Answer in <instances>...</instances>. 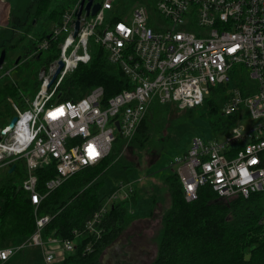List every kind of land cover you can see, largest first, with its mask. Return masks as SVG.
Segmentation results:
<instances>
[{
    "label": "built area",
    "instance_id": "2783aa9c",
    "mask_svg": "<svg viewBox=\"0 0 264 264\" xmlns=\"http://www.w3.org/2000/svg\"><path fill=\"white\" fill-rule=\"evenodd\" d=\"M82 2L65 9L45 34H27L31 44L14 70L42 62L33 99L20 91L12 69L2 72L5 62L0 66V78L6 79L1 85L13 88L0 102L7 104L3 116L8 117L0 125V173L14 166L10 172L19 173L35 219L28 239L0 245V264L29 246L40 247L45 264H57L82 238L102 237L103 219L112 206L133 202L135 179L122 180L112 193L105 186L99 208L69 237L44 235L53 215L42 213V203L78 172L102 163L117 132L132 139L155 101L188 109L202 105L214 87L228 89L221 136H195L191 148L168 166L177 173L187 201L197 199L207 185L224 199L264 192V0H93L90 10L89 0ZM96 4L100 8L92 14ZM110 11L116 14L109 16ZM51 47L54 53L48 52ZM94 52L118 66L131 86L107 96L105 87L97 85L77 100L60 99L64 80L89 63ZM243 72L249 82L238 84ZM243 119L251 123L245 125ZM93 248L94 241L88 242L84 253Z\"/></svg>",
    "mask_w": 264,
    "mask_h": 264
},
{
    "label": "trees",
    "instance_id": "16d2710c",
    "mask_svg": "<svg viewBox=\"0 0 264 264\" xmlns=\"http://www.w3.org/2000/svg\"><path fill=\"white\" fill-rule=\"evenodd\" d=\"M54 1L38 0L35 8L32 7L33 0L10 1L12 12L9 23L17 29L21 26L22 34L16 43L9 44V48L22 45L23 49L28 50L27 45L31 43L27 42L29 41L27 34L35 29L40 16L46 15L44 18L46 22L41 26V33L39 32L43 35L46 33V28L76 2V0H61L52 7ZM123 1L126 4L136 2L148 4L154 0ZM8 47H5L7 51ZM56 56V53L49 55L46 61H51ZM240 75L237 79L238 84L249 82L247 73L243 72ZM97 85H103L107 96H111L123 88H129L131 83L118 66L107 62L104 54L94 52L89 63L80 64L67 76L61 85L59 98L77 100ZM222 87L217 86L213 90ZM12 93L13 88L9 83L1 85L0 102ZM164 104L155 101L151 105L133 137V145L140 150L153 144L152 132L166 117L167 105ZM221 129L216 126L218 132ZM114 153L113 149L102 163L78 172L43 201L42 213L53 215L52 220L44 228L45 236L65 238L71 236L74 227L84 228L86 221L99 208L105 196L106 180L119 171L126 173L127 180L131 179L129 165L116 163ZM164 182L169 187L173 203L172 207L162 215V238L154 264H264L263 192L252 194L248 198L239 196L224 199L207 185L200 189L197 199L187 201L177 173L170 172L164 178ZM125 204V202L114 204L103 219L102 237L97 241L92 235L82 238L77 249L66 257L65 263L103 264L102 253L120 235L129 221V208ZM34 230L33 205L25 192L20 189L19 173H11L10 168L2 170L0 245L17 241L22 243L33 234ZM90 241H94V248L91 252L84 253L85 246ZM13 263L15 262L10 260L5 264Z\"/></svg>",
    "mask_w": 264,
    "mask_h": 264
},
{
    "label": "rangeland",
    "instance_id": "374dc122",
    "mask_svg": "<svg viewBox=\"0 0 264 264\" xmlns=\"http://www.w3.org/2000/svg\"><path fill=\"white\" fill-rule=\"evenodd\" d=\"M10 1H0V53L10 43H16L18 37L22 34L20 32L21 26L17 29L9 23L12 12ZM37 1L33 0V8H35ZM60 1L55 0L52 7ZM115 14V12L110 11L109 16ZM45 16H40L37 26L32 31L36 38L39 37L40 27L46 22L44 20ZM23 19L25 21V18ZM22 51V45L8 49L2 72L7 71V68L12 69L11 76L14 74L19 83L20 91L33 99L38 90L35 87V81L38 79L42 62L31 61L29 64H23L20 72L14 70V63L22 54ZM55 51V48L51 47L48 52L54 53ZM9 77L7 76V78ZM30 77L31 83H28ZM5 81L6 79L0 78V85ZM227 92L228 89L223 91L221 88L212 90L206 95L205 102L194 108L181 109L174 103L164 104L167 105L166 117L162 124L158 125L156 130L152 132L153 144L141 150L133 145V138L126 141L117 132V139L113 144L114 160L116 163L129 165L130 177L138 183V193L132 203L125 204L129 208V221L120 235L102 253V262L112 256V250L115 246L119 247L124 244L126 246H122V254L126 258V264H131L130 259L135 262L133 264H154L159 254L162 238V215L172 207L171 204L173 203L169 187L164 182V178L172 172L168 166L177 154L185 153L191 148L195 136H201L204 139L221 136L218 134L216 126H218V129L221 128L225 121L222 109L224 96L227 95ZM6 107L7 104H0L1 116H3ZM7 120L8 117L6 116L0 118V125ZM241 123L249 125L251 120L243 119ZM122 180H127L124 171L111 175L106 180L107 192L112 193ZM16 243L19 244L20 241ZM7 244L10 245L9 242ZM68 255V253H64L57 264H64ZM12 260L15 262L13 264H45L39 246H29L25 250H19Z\"/></svg>",
    "mask_w": 264,
    "mask_h": 264
},
{
    "label": "flooded vegetation",
    "instance_id": "af4514ba",
    "mask_svg": "<svg viewBox=\"0 0 264 264\" xmlns=\"http://www.w3.org/2000/svg\"><path fill=\"white\" fill-rule=\"evenodd\" d=\"M122 246L126 245L123 244ZM122 246H115L112 250V256L108 257L107 260L103 262V264H126V258L122 254ZM129 261L131 264L135 263L134 261H132V259H130Z\"/></svg>",
    "mask_w": 264,
    "mask_h": 264
},
{
    "label": "water",
    "instance_id": "95a60500",
    "mask_svg": "<svg viewBox=\"0 0 264 264\" xmlns=\"http://www.w3.org/2000/svg\"><path fill=\"white\" fill-rule=\"evenodd\" d=\"M92 2H93V0H89V3H88V5H87V9H88V10H90V7H91V5H92ZM83 4H84V0H83V2H82V5H83ZM99 8H100V4H96V5L93 7V9H92V14L97 13V11H98ZM80 13H81V11H79L77 14L80 15ZM76 23H77V27L79 28V21L77 20ZM6 55H7V50H6V49H3V50L1 51V53H0V66H2L3 63L5 62ZM18 60H19V59H17V61H18ZM60 64H61V66H63V62H60ZM59 70H60V69H59ZM17 119H18L17 116L13 117V119L11 120V125H13V124L17 121ZM13 170H14V166L11 168L10 171H13Z\"/></svg>",
    "mask_w": 264,
    "mask_h": 264
},
{
    "label": "crops",
    "instance_id": "0c3cea01",
    "mask_svg": "<svg viewBox=\"0 0 264 264\" xmlns=\"http://www.w3.org/2000/svg\"><path fill=\"white\" fill-rule=\"evenodd\" d=\"M12 244H16V243H12ZM13 258H15V257H13ZM13 258H12V259H13ZM12 259H11V260H12Z\"/></svg>",
    "mask_w": 264,
    "mask_h": 264
}]
</instances>
